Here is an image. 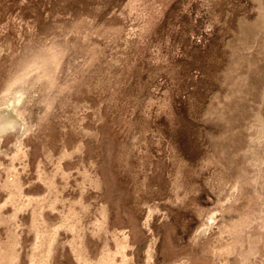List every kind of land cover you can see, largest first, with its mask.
<instances>
[{
    "label": "rangeland",
    "instance_id": "374dc122",
    "mask_svg": "<svg viewBox=\"0 0 264 264\" xmlns=\"http://www.w3.org/2000/svg\"><path fill=\"white\" fill-rule=\"evenodd\" d=\"M0 264H264V0H0Z\"/></svg>",
    "mask_w": 264,
    "mask_h": 264
}]
</instances>
